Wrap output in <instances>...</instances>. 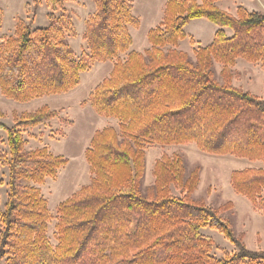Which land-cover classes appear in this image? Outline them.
Instances as JSON below:
<instances>
[{
	"label": "trees",
	"instance_id": "1",
	"mask_svg": "<svg viewBox=\"0 0 264 264\" xmlns=\"http://www.w3.org/2000/svg\"><path fill=\"white\" fill-rule=\"evenodd\" d=\"M42 1L49 10L45 26L16 17L13 35L0 40V94L16 103L66 94L95 63L111 62L110 75L88 101L117 129L105 127L91 138L84 157L92 178L56 206L53 245L47 234L53 216L41 186L69 161L46 146L27 148L24 134L58 112L42 106L12 112L11 126L0 121L8 189L0 208V264H264V250H250L245 232L235 233L232 202L213 207L193 198L200 165L188 171L184 156L163 154L153 164L152 186L142 189L146 147L193 145L208 155L264 165V99L232 83L237 59L264 70V14L238 7L233 15L216 6L220 0H167L162 21L147 33L151 48L139 53L130 50V29L140 27L133 0H92L95 12L82 35L86 49L76 56L68 37L77 31L65 6L72 0H33L35 11ZM194 19L218 30L192 58L177 46ZM3 21L0 8V29ZM229 184L264 213L263 169L233 170ZM206 229L221 234L233 251L218 248Z\"/></svg>",
	"mask_w": 264,
	"mask_h": 264
},
{
	"label": "rangeland",
	"instance_id": "2",
	"mask_svg": "<svg viewBox=\"0 0 264 264\" xmlns=\"http://www.w3.org/2000/svg\"><path fill=\"white\" fill-rule=\"evenodd\" d=\"M32 1L33 0H0V8H2L4 11L3 27L0 29V40L3 36L13 35L12 27H14L13 23H15L14 19L16 17H20L26 22L34 18V25L38 27H43L47 24L46 14L49 10L45 7L42 1V5H40L35 11L33 9ZM162 1L163 0H133L132 13L135 17L139 18L141 23L138 29L132 28V36L136 42L143 40L148 30L157 27L160 24L158 22L160 19V10L158 7ZM26 3L30 5V11L27 12L24 9V5ZM232 4V2L229 3V6ZM236 5L240 4L236 3ZM65 6L72 15L78 36L76 38L68 37L69 43L75 51L76 56H79L81 52L86 49V43L81 37L83 30H85L84 23L88 16L95 12V6L92 0L66 1ZM243 6L245 8L247 7V9L261 10L264 8V0L246 1L243 2ZM262 14H264V10ZM188 33H190L189 30ZM189 40L190 38L184 39V42L182 41V49L189 45ZM144 41L146 42V39H144ZM201 41L204 43L203 40ZM215 69L216 74L219 75L220 67H215ZM243 72L246 74L248 73L246 75V83L248 86L251 88L254 87L255 89L257 86H260L264 89V86L262 85V81L264 79L263 69L258 71L257 67L251 66L248 67L247 70H243ZM81 75L82 89H79L76 91V93H74V95L70 96L40 98L36 99L35 101L33 100L30 103L21 104L6 99L0 94V110L4 114V118L0 119V121L5 122L8 126L12 125V112L16 111L21 113L24 111H29L46 105L47 103L49 104V102L52 101L56 103V105L51 104V106L66 109L65 115L67 119L65 122H71V124L65 125L61 123V121L59 122L60 118L57 117L46 125L37 126V128H40H36L37 130L35 131H33L34 128L29 129V131L26 130V134H24L28 143L27 148L30 149L34 147L46 146L54 155H63L69 161L68 164L59 171L55 180H48L43 186H41L42 195L46 199L49 211L53 216V220L50 221L47 231L49 240L53 245L56 244V241L53 237L54 225L56 223L55 208L60 202L70 197L82 186L88 185L90 183L92 175L89 172L88 166L85 162L83 149L88 143L90 135L93 133V131L98 129V127L100 128L102 125L100 122H98V119H96L95 116L97 114L92 107L86 106L85 103L78 104V100L83 97V91L87 89L88 84L93 83V81L97 79V77H95L90 80L93 75L91 71L84 72ZM249 76L252 77V81L250 79V81L247 82V78ZM260 98L264 99L263 97ZM44 100H47V102L39 104ZM32 105L36 106L32 107V109H29ZM63 117L66 118L65 116ZM99 117L100 116H98V118ZM39 130H41V132H38ZM42 131L46 133L43 134ZM32 134L35 136V139H33ZM41 136L44 140L40 139ZM0 151L3 153L7 152L6 134L3 131H0ZM174 153L184 156L188 171H191L195 165L201 166L200 183L196 192L193 194L194 199H204L207 204L213 207H219L227 201H231L232 203L242 201L248 206H252L250 205V202L244 197L234 194L229 184L230 173L233 170H239L244 167L242 165L244 160L236 158L232 159V157L226 156L208 155L202 153L201 151L198 153L197 150L190 146L146 147L145 155L146 160L147 158H151L150 161L154 164V162L161 158L163 154L171 156ZM246 167L260 168L264 170V165L260 163L248 164ZM0 180L3 182V184L0 185V208H2L8 190L6 187L7 168L3 167L2 165H0ZM152 184L153 177L151 175H146L142 184L143 191H145L146 188L152 186ZM233 209L235 210V215L231 218V220L234 225L235 233L238 234L239 232H242L244 230L243 227H246L248 236L247 233H245L247 236L245 243L247 247L254 251L262 250L264 248V238L261 237V233V235L257 237L255 236L256 239L254 241L255 237L253 236V233L255 232V226L251 221V213L249 212V214H246L247 209L242 208L240 205L236 209ZM204 233L215 241L218 248H223L228 252L233 251V246L218 232L211 229H206L204 230ZM213 254L218 258L223 256V253L219 249H214Z\"/></svg>",
	"mask_w": 264,
	"mask_h": 264
},
{
	"label": "crops",
	"instance_id": "3",
	"mask_svg": "<svg viewBox=\"0 0 264 264\" xmlns=\"http://www.w3.org/2000/svg\"><path fill=\"white\" fill-rule=\"evenodd\" d=\"M197 3H201V0H196ZM246 1H250V0H220V1H217L216 2V6L219 7L220 9L224 10V11H227L233 15H236V10L239 6H243V2H246ZM167 2V0H163L158 9L160 10V19H159V23L161 22V20L163 19V12H164V9H165V3ZM233 3L231 6H229V3ZM236 3H239L240 5H236ZM251 3V2H250ZM249 3V4H250ZM249 6H252V5H249ZM245 8V7H244ZM262 8V7H261ZM247 9V7L245 8ZM248 11H256V12H263L264 8L261 9V10H255V9H247ZM4 22V21H3ZM158 23V24H159ZM14 24V23H13ZM15 25V24H14ZM141 25V23H140ZM3 27V25H2ZM1 27V28H2ZM155 28V27H154ZM188 30L190 33H188ZM218 30V28L211 22L205 20V19H194L192 21H190L187 26L185 27V32H186V35L187 37L185 39H189L190 38V42H189V45L187 47H184V49H182L181 45L183 42L182 41H179L178 43V46H177V49L179 50H183L185 52H187L192 58H193V51L198 48V47H205L207 45H209L212 40H213V37H214V34L215 32ZM225 31V33L227 35H231V32L229 29H223ZM14 31V27H12V33ZM149 31V30H148ZM84 33V30L82 32V35ZM130 33H131V37H132V45L130 46V50L131 51H136V52H139V53H144L145 51L149 50L151 48L148 40H147V33L145 35V38L146 39V42L143 40H141L140 42H136V40L134 39V37L132 36V29H130ZM79 34V32H78ZM81 35V37H82ZM78 37V36H77ZM189 37V38H188ZM191 40L193 41V43H191ZM204 43H202V41ZM257 67L258 68V71L259 70H262L259 65L257 64H251V63H248L242 59H237L236 60V63H235V66L233 68V70L235 72H237L239 74V76L237 78H234L233 79V85L235 87H240L242 88L244 91H249L251 92L252 94H255V95H258L260 97H263L264 98V95H263V88H261L260 86H257V88L255 89L254 87L251 88L250 86L247 85L246 83V74L245 72H243V70H247L248 67ZM217 68H219L218 65H216ZM113 69V64L111 62H103V63H95L92 67V69L90 70L93 75L92 77L90 78V80H92L93 78L97 77V79H95V81H93V83H89L88 84V87L87 89H85L83 91V94H82V98L78 100V104L79 103H85L86 106L88 107H91V105L89 104V101H88V97H89V94L91 93V91L95 88V86L101 82V80H103L105 77L109 76L111 71ZM89 71V72H90ZM264 71V70H263ZM82 75H80V84L75 88L73 89L72 91L66 93V94H62V95H55V96H47V97H57V96H70V95H74V93H76V91H78L79 89H82V78H81ZM264 77V75H263ZM256 78V77H255ZM251 79L252 81V77L249 76L247 78V82H249ZM262 85L264 86V79L262 81ZM256 92V93H255ZM47 97H43V98H47ZM42 99V98H41ZM51 100V99H49ZM35 101V100H34ZM32 102V101H31ZM47 100H44L42 102H40L39 104H42V103H46ZM30 103V102H29ZM21 104H25V103H21ZM51 104H54L56 105V103H54L53 101L52 102H49V104L47 103L46 105H43V106H47L49 107L51 110H54V111H57L58 112V117L60 118V120H66L67 117L65 115V108H57V107H53L51 106ZM36 105H32L30 106L31 108L29 109H32V107H34ZM24 107H29V106H24ZM42 107V106H41ZM40 108V107H39ZM28 109V110H29ZM38 109V108H36ZM36 109H32V110H29L28 112L30 111H34ZM63 116H65L66 118H64ZM96 119H98V122H100L102 125L101 127L96 130L93 131V133L90 135V138L88 140V143L86 144V146L84 147L83 149V152H85L86 148L89 146V143L91 141V138L93 137L94 133L97 131V130H101L105 127H108V126H111L115 129H117V123L115 120L113 119H105V118H98V116L96 115L95 116ZM52 122V121H51ZM66 125V124H65ZM37 128V127H36ZM34 128L33 131L37 130V129ZM44 128V127H43ZM29 131V130H28ZM38 132H41V130H39ZM33 133V132H32ZM42 133H46L44 131H42ZM33 135V134H32ZM40 136V135H39ZM51 136V135H49ZM33 139H35V136L33 135ZM41 140H44L42 138V136L40 137ZM190 147H193L195 150H197V148L193 145H189ZM152 147H155V146H152ZM156 147H159V146H156ZM36 148V147H34ZM198 153L200 152L199 150H197ZM146 152V150H145ZM226 157H232V156H226ZM235 158V157H232V159ZM151 158H147L146 160V172H145V176L146 175H151L152 176V168H153V163H151L150 161ZM238 159V158H236ZM241 160H244L242 165L244 167H242L241 169H244V168H247L246 166H248V164H253V163H250L249 161L245 160V159H241ZM229 178H230V175H229ZM232 190V189H231ZM233 191V190H232ZM232 193V192H231ZM234 193V192H233ZM235 194V193H234ZM232 195V194H231ZM237 195V194H236ZM233 196V195H232ZM241 197V196H240ZM231 202V201H230ZM234 208L236 209L239 205L242 206V208H245L247 209V213L246 214H249V212L251 213V221H252V224H254L255 226V232L253 233V236L257 237L259 235H261V237L264 238V213L262 212H255V210L253 209L252 206H248L247 204H245L244 202L242 201H238L236 203H232ZM251 205V204H250ZM234 213H235V210H234ZM245 214V215H246ZM250 223V222H249ZM248 223V224H249ZM243 231H245V233H247V236H248V232L246 230V227H243ZM240 233V232H239ZM247 236H245V240L247 238ZM256 237L254 238V241L256 239ZM264 250V248L262 249Z\"/></svg>",
	"mask_w": 264,
	"mask_h": 264
}]
</instances>
